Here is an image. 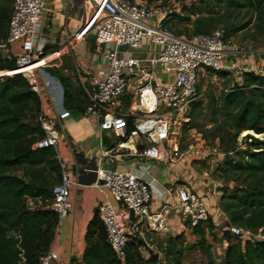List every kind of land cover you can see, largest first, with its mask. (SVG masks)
I'll return each mask as SVG.
<instances>
[{
    "label": "built area",
    "instance_id": "built-area-1",
    "mask_svg": "<svg viewBox=\"0 0 264 264\" xmlns=\"http://www.w3.org/2000/svg\"><path fill=\"white\" fill-rule=\"evenodd\" d=\"M46 9V0H12L2 46L15 48V68L9 71L23 75L39 99V109L33 120L42 131V136L34 146L50 147L53 157L58 159L55 121L42 110L41 89L34 77L36 70L51 66L60 55L58 50L46 52L44 36L40 33V39L38 37L39 20ZM78 10V27L72 33V39L92 37L97 44L113 45L101 51L106 63V70L101 76L81 72L79 68L74 70L84 95L85 113L98 117L99 131H109L120 138L126 135L146 138L148 145L141 147L140 155L156 162H174L178 157V147L173 140V129L188 117L191 105L198 97L196 72L201 67L212 72L239 69L229 53L226 56L228 48L223 29L214 28L207 34L196 33L184 38L162 25L156 9L135 0H79ZM142 39L157 47L152 58L122 55L126 49H135ZM154 65L169 74L170 79L155 83ZM131 77L136 82V109L130 114L132 128L128 129V114L119 112L117 108ZM109 151H101L98 161L111 162ZM94 171L96 183L105 188L112 200L99 201L95 209L105 241L117 259L124 257L128 236L144 242L145 233L169 232L171 226L166 214L170 211L182 228L190 231L194 227L205 231L211 220L203 198L184 181H174L167 191L170 201L161 202L159 210L153 211L150 209L147 181L115 168H96ZM74 183V176L59 163V179L51 187L49 201V208L56 216L53 236L58 231V222L68 214L69 192ZM227 230L230 236L238 238L249 234L236 226H229ZM56 258L57 254L47 248L38 257L37 264H53ZM152 264L166 262L157 257Z\"/></svg>",
    "mask_w": 264,
    "mask_h": 264
},
{
    "label": "trees",
    "instance_id": "trees-1",
    "mask_svg": "<svg viewBox=\"0 0 264 264\" xmlns=\"http://www.w3.org/2000/svg\"><path fill=\"white\" fill-rule=\"evenodd\" d=\"M214 2L222 3L228 9L245 8L250 16L255 11L256 17L264 20V0ZM9 13L8 8L0 4L1 45L6 37ZM242 27L237 25L232 30L237 31ZM210 31L192 34H207ZM14 68L13 56H0V73L10 72ZM215 73L220 77L225 75L222 71ZM240 78L239 84L223 89L219 101L220 107L229 114L226 133L231 144L225 148L237 157L236 160H223L222 171L232 176L229 180L234 181L236 187L222 197L220 206L227 215V225L258 232L261 238L240 241L238 237L230 236L232 241L226 240L221 259L215 263L209 255L208 244L203 246L204 231L194 227L191 232L198 240L189 247L201 248L206 264H264V147H261V151L247 153L237 149L235 142L240 131V134L243 131L264 133V73L242 71ZM59 79L62 81L66 106L73 105L84 111L85 105L80 103L76 90L68 82H63L62 78ZM38 109L39 99L25 77L19 73L0 76V264H37L38 257L49 247L53 238L56 216L47 207L40 209L36 201L51 197L48 185L54 182H48L49 173H44L47 170L58 171L59 167L52 158L50 147L34 146L42 136V131L33 120ZM126 119L128 129H131V116H126ZM249 138L254 143L258 142L252 136ZM17 167L27 168L28 172L18 175L13 172ZM28 200L34 206L28 204ZM210 223L211 220L207 226ZM178 235L180 233L167 238L169 248L174 247ZM140 248H143L142 241L128 236L124 257L115 258L105 241L95 209L85 226L84 247L76 264H152L157 260L156 252L146 249L147 254L143 257ZM178 255L176 250L174 258L177 259Z\"/></svg>",
    "mask_w": 264,
    "mask_h": 264
},
{
    "label": "crops",
    "instance_id": "crops-1",
    "mask_svg": "<svg viewBox=\"0 0 264 264\" xmlns=\"http://www.w3.org/2000/svg\"><path fill=\"white\" fill-rule=\"evenodd\" d=\"M135 1L141 3L140 0ZM78 2L79 0H46L47 9L39 20L40 31L38 37L40 39V33L44 36V50L46 52L58 50L60 54L59 58L51 65L54 68H59L57 74L50 73L45 69L47 67L36 70L34 74L39 89H41L42 110L44 114L55 121L58 159L53 157V151L52 158L56 161L58 167L59 163L66 167L75 179V183L69 192L70 208L68 214L58 222V231L48 247L57 254V258L52 262L53 264L78 263L84 247L85 226L93 215L96 204L103 200L112 202L105 188L95 181L96 174L94 170L96 168L99 170L115 168L119 171L133 173L147 181L150 187V209L157 211L161 202L170 201L167 191L172 188L174 181L178 179L177 175L179 173L176 170L182 166L181 162L173 165L172 162H156L140 155L139 150L141 147L148 145L146 138L136 135L128 137L126 135L124 138H120L109 131H99L98 117L95 114L85 113V109L82 111L81 108L73 105L66 106L59 76L63 75L65 77L71 73V70L76 68H79L81 72L95 73L99 76L106 70V63L101 57L100 44H97L90 37L82 40L72 39V33L78 27L76 21L79 16ZM163 15L165 14L163 13L160 16L161 19ZM170 17L168 15L165 19ZM155 49L157 47H152L150 43L144 41L143 44L139 43L135 49L122 52V55L147 59L154 56ZM227 51L226 56L229 53L230 58L234 60L239 69L224 72L225 75L222 77L210 73L211 78L221 82H236V84H239L242 71L264 73V61L255 63L256 60L251 53L239 54L229 48ZM254 63L255 67H253ZM156 66L153 67L155 83L158 84L165 81V79H170L169 74L164 73L161 69L157 70ZM198 71L203 74L209 72L204 71V69ZM161 74H165L166 78L163 79ZM229 77L231 80H225ZM69 78L72 79L73 77L70 75ZM135 86V78L131 77L117 108L119 112L128 114L127 116H131L130 114L136 109ZM124 99L129 102L125 104L126 100ZM118 143H121V145H118ZM103 150H110L111 162L107 160L98 161L100 152ZM192 177L184 175L179 180L186 182L190 188L203 198L211 222L213 221V225H216L217 217L220 215L224 217V214L216 203L213 204L211 198L205 197L208 182L204 184L201 180L202 183L200 184L194 183L190 180ZM54 184L48 185L50 192ZM49 201L50 198L40 199V201H36V205L39 204L40 209L43 207L49 208ZM27 202L31 204L30 200ZM31 205L34 206V204ZM166 217L171 229L169 232L159 234L171 238L179 233H191L192 237L195 236L190 230L182 228L172 211L166 214ZM222 241L223 243L227 242L226 239ZM156 253L159 255L158 251ZM220 259L218 258L217 261Z\"/></svg>",
    "mask_w": 264,
    "mask_h": 264
},
{
    "label": "rangeland",
    "instance_id": "rangeland-1",
    "mask_svg": "<svg viewBox=\"0 0 264 264\" xmlns=\"http://www.w3.org/2000/svg\"><path fill=\"white\" fill-rule=\"evenodd\" d=\"M214 1L140 0L141 4L156 9L159 18L164 13L162 25L178 36L187 38L194 32H208L214 28H222L227 48L237 51L239 54L251 53L256 60L255 63L264 61V20L260 21L256 17L255 11L250 16L249 11L245 8L228 9L222 3L215 4ZM0 4L2 7L8 8L10 12L12 0H0ZM168 15L171 17L165 19ZM237 25H243V27L237 31H233L232 28ZM144 41L147 40L142 39L139 43L143 44ZM112 46L111 43L100 44L101 49H110ZM14 49L13 46L3 47L0 44V56H4V54L13 56ZM255 63L253 67L256 66ZM45 69L52 74H57L59 70V68L52 66ZM156 69L159 70L160 68L156 66ZM201 69L207 70L205 67H201ZM3 73L6 74V72ZM210 73L216 74L212 71L204 74L201 71L196 72L198 97L192 103L188 117L173 129L172 136L178 147V157L172 163L173 165L177 162H181L180 164H182L181 168L176 170L179 174L181 170V174L177 175V180L184 175H190L191 177L193 176L190 180L194 183L200 184L202 183L201 180H203L204 184L208 182L205 197L211 198L213 204L216 203L217 207L224 214L225 219H223V215L217 217L216 225H213L214 222L212 221L211 225L207 226L203 235V246L208 244L211 259H216L213 260L215 263H218L217 259H220L221 251L225 246L222 240L232 241L227 229L229 226H234L233 224L227 225L225 223L227 215L222 211L220 202L225 194L236 187L235 182L229 180L232 179V176L222 171V165L225 158H232L233 160L237 158L225 148L231 144L226 133L229 124V114L220 107L219 101L223 89H228L233 84H236V82L226 83V81H217L215 78H211ZM70 75L73 77L72 79L69 78ZM62 76L59 77L63 79V82H68L67 84L76 90L78 96H80V103L82 102L85 105L84 95L75 77L74 70H71V73L65 76L66 78ZM161 77L165 79L166 75L161 74ZM225 80L231 79L229 77V79ZM127 102L129 101L126 100L125 104ZM240 132H238L235 139L237 149L247 153L261 151V147H264V143H261L264 142V133H248L240 136ZM249 136H252L258 142L254 143L252 140L250 141ZM13 172L21 175L27 173L28 170L27 168L17 167ZM47 172L49 173L48 182L56 183L59 178V169L58 171L47 170L44 174L47 175ZM203 172L205 175H201ZM248 232V235L239 237L238 240L241 241L245 238L258 240L261 238L258 232L251 230ZM190 234L180 233L176 237L177 241L174 247L169 248L168 236L154 232L145 233V241H142L143 248H140L141 255L145 257L147 254L146 249H148L151 252L158 251L159 255L157 257L164 260L166 264H206L203 250L198 246L189 247L198 240L197 236L192 237ZM176 250H178L179 254L177 259L174 258Z\"/></svg>",
    "mask_w": 264,
    "mask_h": 264
},
{
    "label": "bare ground",
    "instance_id": "bare-ground-1",
    "mask_svg": "<svg viewBox=\"0 0 264 264\" xmlns=\"http://www.w3.org/2000/svg\"><path fill=\"white\" fill-rule=\"evenodd\" d=\"M11 72H13V71H10V72H6V74H11ZM4 73H2L1 75H3ZM0 75V76H1ZM248 133H251V134H254V133H252L251 131H243L241 134H240V136H244V135H246V134H248ZM260 136V135H259ZM257 137V136H256Z\"/></svg>",
    "mask_w": 264,
    "mask_h": 264
},
{
    "label": "water",
    "instance_id": "water-1",
    "mask_svg": "<svg viewBox=\"0 0 264 264\" xmlns=\"http://www.w3.org/2000/svg\"><path fill=\"white\" fill-rule=\"evenodd\" d=\"M120 48H121V50H124V46H121Z\"/></svg>",
    "mask_w": 264,
    "mask_h": 264
}]
</instances>
